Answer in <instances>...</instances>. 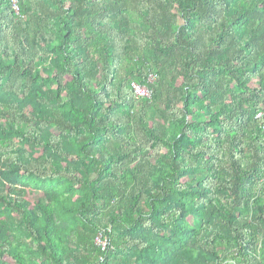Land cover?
I'll list each match as a JSON object with an SVG mask.
<instances>
[{"label":"trees","instance_id":"obj_1","mask_svg":"<svg viewBox=\"0 0 264 264\" xmlns=\"http://www.w3.org/2000/svg\"><path fill=\"white\" fill-rule=\"evenodd\" d=\"M0 264H264V0H0Z\"/></svg>","mask_w":264,"mask_h":264},{"label":"built area","instance_id":"obj_2","mask_svg":"<svg viewBox=\"0 0 264 264\" xmlns=\"http://www.w3.org/2000/svg\"><path fill=\"white\" fill-rule=\"evenodd\" d=\"M13 5H14V10L19 13V8L16 4L15 1H13ZM155 80L154 76L150 77V81L153 82ZM133 89L134 92L136 94V97L139 99L142 98H147V99H151L152 97V91L149 90L147 87H143L141 85L138 84H133ZM262 115H259V117H261ZM96 244L98 246H100L103 250H105L107 248V240L103 237V235H99L96 239Z\"/></svg>","mask_w":264,"mask_h":264}]
</instances>
